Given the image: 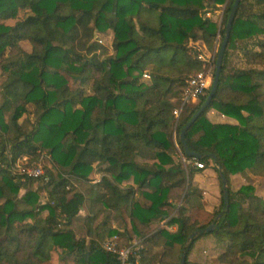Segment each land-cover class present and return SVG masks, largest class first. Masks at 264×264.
I'll list each match as a JSON object with an SVG mask.
<instances>
[{
    "label": "trees",
    "instance_id": "trees-1",
    "mask_svg": "<svg viewBox=\"0 0 264 264\" xmlns=\"http://www.w3.org/2000/svg\"><path fill=\"white\" fill-rule=\"evenodd\" d=\"M234 2L0 0V264H118L101 246L113 235L142 240L134 264H179L183 252L193 264L202 239L220 264H264V202L251 184L230 187L238 173L264 176V0L240 1L216 93L185 133L202 158L186 153L180 133L212 82L174 114L193 75L212 63L214 75ZM219 5L221 25L206 16ZM108 30L110 55L95 40ZM193 42L214 51L212 63ZM233 49L245 68L232 64ZM211 109L236 122H212ZM43 154L46 182L22 171ZM218 164L230 204L217 222L225 206ZM207 168L221 198L199 224L187 205L202 206L194 176ZM167 218L175 231L160 226Z\"/></svg>",
    "mask_w": 264,
    "mask_h": 264
},
{
    "label": "rangeland",
    "instance_id": "rangeland-1",
    "mask_svg": "<svg viewBox=\"0 0 264 264\" xmlns=\"http://www.w3.org/2000/svg\"><path fill=\"white\" fill-rule=\"evenodd\" d=\"M224 7L225 5H219L218 7H215L213 10L207 13L206 16L214 20H217L219 25H221L223 13H224ZM13 22H14L13 20H9L8 22H5V23L12 24ZM219 38H220V35L217 36V40ZM95 40L105 49V51L109 55L114 53L112 30H108L105 33L96 32ZM191 44L199 48V50L201 51L200 54H202L203 57L211 56V54H214V51L209 50L202 43L193 42ZM21 47L27 51L31 50V45L27 41L21 42ZM231 51H232V64H234L238 68H245L246 64L244 62L242 53L235 49ZM210 67H211V70H213L214 64L212 63ZM1 74L2 73L0 72V78H2ZM149 80L150 79H147L148 82ZM180 159L182 160L186 168L188 165V161L185 160V158L182 156H180ZM176 160H179V159L176 158ZM40 162L43 163L45 170L46 168H51V162L48 160V157L47 158L46 156L43 157ZM91 178L94 182H97L100 179V175L94 172ZM127 183L130 184L129 182H126L125 184ZM248 184H251L252 186H254L255 195H257L258 198H260L263 203L264 202V176L254 175L250 173L249 171L245 173H238V174L231 176L230 187L233 190H237L241 186L248 185ZM196 186H197L196 192L203 196L202 206L190 204V205H187V209H188L189 215L192 217L193 220H197L199 224H205L210 221V219L213 216L214 210L218 208V205L220 204V198H221L220 197V183H219V180L216 174L213 173L212 181L204 180L202 181V185L196 184ZM41 196H42L41 201L44 202L46 200V193L44 191H41ZM178 203H181V201ZM263 207H264V204H263ZM167 220L168 218L165 219V221H163L160 224V226H163L166 228H176V225H168L166 223ZM83 221L84 220H80L77 222V224L82 225ZM113 223L115 224V222ZM75 228H77V225H75ZM210 244L211 243H209V241H207V243H204V244H198V249L192 252L190 256L191 260H197L196 258L203 257V260L205 261L206 264H220L217 260V254H215L213 250L210 249L209 247ZM202 245L205 246V247L203 246V248L205 249L201 247ZM53 262L57 263V255H54Z\"/></svg>",
    "mask_w": 264,
    "mask_h": 264
},
{
    "label": "built area",
    "instance_id": "built-area-1",
    "mask_svg": "<svg viewBox=\"0 0 264 264\" xmlns=\"http://www.w3.org/2000/svg\"><path fill=\"white\" fill-rule=\"evenodd\" d=\"M198 58L212 63L214 60V54L207 57H203L202 54H199ZM213 76V70H211V67H209L207 72H198L193 75L188 80L187 85L184 88L181 105L174 110V114L178 116L182 107L186 103L196 101L199 97L204 95L205 91L209 88L212 82ZM144 78L150 79V75L148 73H144ZM43 157H45V154H43L41 159ZM26 161L27 157L25 156L23 158V162ZM192 163L198 168L205 167L203 163L198 162L195 159L192 160ZM22 171L29 177L42 178L45 182L49 179L42 162L28 165L22 169ZM101 246L104 250L115 256L118 264H134L138 260H133L132 257L142 248V240L139 238H133L128 244H125L122 243L121 239L117 235H113L107 238Z\"/></svg>",
    "mask_w": 264,
    "mask_h": 264
},
{
    "label": "water",
    "instance_id": "water-1",
    "mask_svg": "<svg viewBox=\"0 0 264 264\" xmlns=\"http://www.w3.org/2000/svg\"><path fill=\"white\" fill-rule=\"evenodd\" d=\"M240 1L241 0H235L234 5H233V7L231 9V12H230V15H229L227 24H226L225 35H224V38L222 40V43H221V46H220V49H219V52H218V56H217V59H216V69H215L214 76H213V79H212V87H211V90H210L209 94L207 95L206 100L204 101V103L200 107V109L195 113V115L187 123V125L181 130V133H180V139H181V142H182V144L184 146V149H185L186 153L189 154L190 156L195 157V158H202L203 155L200 154V153H198V152H195V151H191L190 150V148L188 146V143L186 141L185 133H186L187 129L192 125V123L210 105L211 100H212L213 96L216 93V90H217L218 84H219V77H220V71H221V67H222V61H223L224 53H225V50H226L227 45L229 43V39H230V35H231V27H232V24H233V22L235 20L236 12H237L238 6L240 4ZM210 155L217 162L216 155L215 154H210ZM217 168L219 170L220 178H221V180L223 182L224 205H225L224 206V209L215 218V221L218 222V220L221 218L223 212L228 210L229 204H230V198H229V193H228V189H227V185H228L227 178H226L225 174L223 173V170H222L221 165L218 164L217 165ZM216 226H217V223L216 222H213L212 224H210L209 226H207L205 228L198 229V230L194 231L190 235V239L192 240L193 237L196 234H202V233L211 232L212 230H214L216 228ZM185 261H186V253L183 252L181 254V260H180V263L179 264H185Z\"/></svg>",
    "mask_w": 264,
    "mask_h": 264
},
{
    "label": "crops",
    "instance_id": "crops-1",
    "mask_svg": "<svg viewBox=\"0 0 264 264\" xmlns=\"http://www.w3.org/2000/svg\"><path fill=\"white\" fill-rule=\"evenodd\" d=\"M208 117L210 118V120L212 122H215V123H224V122H236L234 119L232 118H227L226 116H224L223 114H221L219 111H217L216 109H211L209 112H208ZM213 170L210 169V168H207L205 170H201V171H198L195 176H194V183L195 184H201L202 185V181L204 180H210L212 181L213 179ZM168 230H171V231H175L177 228H166ZM111 236H107L106 238H109ZM119 237V236H118ZM104 238L102 241H101V244L102 242L106 239ZM120 238V237H119ZM134 238H138L137 236H135ZM122 243H125L126 239L124 237H121L120 238ZM132 239L129 240V242L131 241ZM207 241L209 240H201L199 241L198 243L199 244H204V243H207ZM197 260H192L193 264H206L205 261L203 260V257H199V258H196Z\"/></svg>",
    "mask_w": 264,
    "mask_h": 264
}]
</instances>
